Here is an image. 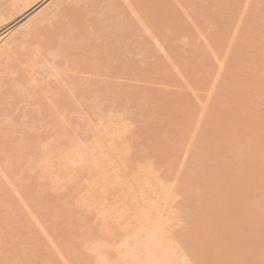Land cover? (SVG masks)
Instances as JSON below:
<instances>
[{
  "label": "bare ground",
  "instance_id": "bare-ground-1",
  "mask_svg": "<svg viewBox=\"0 0 264 264\" xmlns=\"http://www.w3.org/2000/svg\"><path fill=\"white\" fill-rule=\"evenodd\" d=\"M258 1L260 3H257ZM255 3H257V6L258 5L264 6V0H0V37L8 33L5 36V38L1 39L0 41V172H1L0 175L3 176V178L1 177V180H0L1 182H3V184L0 182V186H1L0 189L3 188L2 190H4V188L9 186V190H12L9 192L8 187H7V189L3 191L4 195H1L3 192L2 190H0V193H1L0 195L3 198V201L7 203H12L13 200L15 201L17 199L19 200V198H17L19 196L17 195H19V191H20L19 188L21 187L16 189L18 186H16L14 182H17V181L13 180V178L15 174L16 176L18 174V173H15L16 171H14V167L19 165V162H17V160L19 159V148L21 149L20 146L24 145L25 143V147L28 151L31 149L36 150L37 145L38 144L40 145L42 143V141L40 140H42L44 137H50L51 139V136H49V134H53L54 137L62 136L63 137L62 139H64L65 135L68 134L67 130L69 127V123L70 122L72 123V120L70 121V119H68L70 118L69 112H71L68 110H71V108L74 109L75 107V110L76 109L79 110L76 112L77 113L80 112L82 115L81 117L84 118L88 105L90 104V107H91V104H95L96 105L95 109H98L96 111L104 112L101 110L107 109V106H105L107 105V103L108 104L113 103L115 98L118 99V97H116V94H118L119 96V93H120L118 92L119 89L120 91L122 89L125 90L126 87H127L126 89H129L128 81L130 80L133 74L136 73L135 75H137L138 77L139 75L137 73H141L144 71H146V73L147 72L149 73V70L152 71V75L154 73L156 74V72H154L156 71L154 68L157 69L159 66L155 67L153 65L152 67L150 66L151 68L149 67L150 69L146 67L147 62L149 63L150 61L149 59H153L152 57H155V59L156 57H158L156 60H158L160 56L164 57L163 60H165V67H167L168 69V66L170 65V68L171 67L173 69L176 68V70H177L176 66L180 65L179 62L182 61L183 58L186 59V57H188L190 62L189 61L184 62L185 67H183L182 65L183 64L182 62L184 61V59L181 62V67L184 72H182V69L180 71L178 67L179 70L175 72L177 73L179 72V75L175 72L173 75H175V78L179 76V79L181 78L182 80V81L181 80L177 81L178 80L177 78L175 82L176 81L177 82L181 81L182 83L186 82V86L187 88H189L187 90L188 91L190 90L191 92L192 90L194 91V95H192L194 98L197 93L195 94L196 87H194L193 83H195L197 86H200L202 88L204 87L206 90L204 91L206 92V95H207L206 101H204L205 103L202 102L204 104H201V102L198 101L203 106V108L199 106L200 104L197 102L196 98L198 97L197 96L198 94L196 95V98H195L196 103H198V107L197 106L194 107L195 109L197 108V109L203 110V114H202V110H199L198 112L202 115V118L204 117L206 119L205 127H201V130L204 129L203 132L200 131L199 129L196 130V131H200V132H197L199 133V135H196V131L193 135V137H195V139L198 140L200 133L202 134V137H200L202 141L200 139L198 141H200L201 143L205 144L208 147V149L207 147L205 148L207 149L209 156L207 160H203L205 157H202L204 156L202 154L201 156L202 158L200 159L201 161L202 160L206 161L204 163L205 164L207 163L208 166L210 167V168L209 167L207 168L212 169L211 171H213L211 173L207 172L208 174L205 173L204 178L202 179L203 181L202 190H204L203 193H205L204 194L205 200L203 202H206V203L203 204L202 202L203 206L199 208V213L201 209V216L199 217L201 218L203 217L202 222L204 226L201 227L203 224L198 223L199 221L198 220L197 223L195 222L196 225H194L195 223L189 225V227H191V228L188 227L189 230L188 228L185 227L184 230L181 232L180 237H178L179 236L178 234H177L178 236L176 237L174 236L176 239L174 240V237L172 236L173 234L170 233V231H171V228L174 227L173 225H175L173 223L176 222L174 218L175 211H173L174 209L171 210L170 208H169L170 210H168L167 208L170 206H167L169 204H166V202L171 197H175V196L177 197L178 194L174 193L173 192L174 190L172 188H174L178 183H176L175 186L173 185V187L170 186L171 183L167 185L163 181V177L160 178L159 175L156 174L158 172L154 164H153L154 166L150 165V167H148L147 170H145L142 167H140L139 169H137L136 167H133L134 170L135 169L137 170L135 171V173L134 172L130 173L131 172L130 170L129 172L131 174L130 180L128 176L129 173L127 174V172L129 171L127 170L128 166L126 167V165L124 164V166L127 169L124 168L125 171H123L124 170L123 168L121 169L122 171L120 170L119 166L122 167L123 163H125V161L123 160V155L125 152L122 153L118 145H115L112 143V141H110L111 139L113 140L115 135L117 136L114 138V140H118L119 138H121V135L123 136L126 134V129H123L122 127H120L121 126L120 121H122L123 117L125 116H123L122 119H120L121 116H119V119L118 117H116L118 120L117 119L113 120L114 122L116 121V123H118L119 121V127H115V126H118V124L114 123L113 121L111 123L110 121L111 123L110 128L107 127L109 126V124H107V126H103V127H106L105 129H107V131H105V129L101 130L102 132L104 131V133L106 134L105 139L107 136H108L107 138L111 137L109 140L111 143H108V145L111 144L112 146L109 145L110 146L109 148L112 149L113 152L114 151H117V153L121 152L120 154H117V156L114 155L112 151L110 152V149L104 150L103 146H98V145H101L102 143L103 138H101V135H100L101 141H99L98 145L94 144L93 146H90V147L88 145L87 147L86 146L87 144H85L84 142L80 144L78 143L77 145L72 146V149H67L69 150L68 153L67 151L64 150V152L66 153L63 155L62 154L60 155L63 157L64 160H66L64 161L62 159L65 163L67 162L66 164H68V166L70 164L75 165L78 163H83L84 165L85 160L94 163L93 169H96V170L91 172V174L93 173L92 175L93 179L91 178L92 180H89L91 181V183H87L89 186L86 185L89 188L88 189L86 188L87 190L84 191L85 189L84 190L82 189L84 187L81 186L82 191L85 192L83 194H87L88 192L89 194H87L88 196L86 195V197L84 195H81V198L82 199L84 198L83 201H81V198L78 199L76 197L78 200H80V202H78L77 200V204L80 203L78 204L79 205L78 208L80 207V205L82 206L83 204H85L83 205L85 207H82V208L87 207L86 209L88 210L96 209L97 211H100L98 212V214L99 213L102 214V215L99 214L100 215L99 217H102L100 219H102L103 222L105 219L106 221L108 218L112 219V216L114 217L112 220L114 222H117V220L122 221L123 219H125L126 215H128L126 219L132 216L130 217V220L132 221L127 220L129 222L128 224L125 221L126 219L123 221L126 222V224L124 225H127V228L130 227L131 229H133L131 231L134 232V235L132 232L131 234H129L130 236L128 235V237L130 238L123 236L128 239L125 240L124 238V240L119 242L121 243L119 246V249L122 248V251H123L122 255H120L122 252L121 250L120 252H118L119 254H116L117 252L115 253L113 251L116 254V257L117 255H119V257L121 258L118 257L116 258V260L114 259V262L111 259H110L111 261L108 260L109 256L108 257L106 256L109 251L107 252V250H105L104 248L108 250L109 248L113 249L119 243L115 241L113 242V244L114 243L115 244L112 245V247H110L111 242L109 241L110 243H108V240L106 241L104 237H103L104 240L103 239H102L103 241L101 240L102 243L105 241L104 243H108V244L105 245L103 243L104 244L103 245L101 241H98L101 243V246H100V243L98 244L100 248L99 246L92 247L95 245L94 242L90 241L87 243L88 244L87 245L85 240L83 239L87 246V247L86 246L84 247L86 250L92 253H95L94 258L96 257L97 258L92 260L94 264H264V126L263 127L262 125L260 126L261 124L260 121L263 120L264 118V110H262L263 109L262 106H264V7L261 6L263 7V9H260V7L259 6L257 7ZM242 4L243 6L241 7ZM208 18H210L208 22L211 21L209 23V26L213 25V27H215L216 29L213 28L215 30V31L213 30V34H211V32L207 33V36L212 35L214 39L212 38V36H211L212 40L208 39L207 37L208 41H206L205 45L207 46L208 44L207 46L208 51H209L208 48H212V47H214L213 49L215 51L216 46H219V48L217 47L218 53L216 54L218 55V57H220L219 52L221 53V48H223L222 52L224 51L223 52L224 54L223 53L221 54L223 55V57H221L223 58L222 61L218 62L217 61L218 57L215 59L219 63V66L222 67V69H223V66H225L224 70L226 71V73L224 70H223L224 72L220 70V73H224V74H221L220 75L221 77H220L219 75H217V74H220L217 71L215 72L217 73L215 74V76L217 75V77L214 78L213 77L214 71L212 72V69H211V74H212L211 76L213 78L209 74L210 71L209 72L206 71L207 76L202 74L204 76L201 75L200 76L201 78H197L198 73H197V77L194 74H196V71L199 68L203 67L202 65H200L201 63L203 65L205 63L206 65H208L207 68L210 69L209 60H207L206 62L205 60L200 61V58L204 59L205 57L204 55L206 51L205 52L203 51L204 55L201 54L200 58L199 57L197 58V56H195L196 53L193 54L194 55V60H193V57L190 56V54L189 56H184L190 52L194 53L192 50L186 54L185 53L182 54V51L178 52L175 46H174V50L169 47L170 46L173 47L171 43L177 44L175 41H177L180 38V36L182 35L184 36L186 32H188V34L191 32V35L189 34L191 38H192V35H195L194 33L197 32L198 34L200 31L202 32L201 28L206 26ZM204 21L206 23H204ZM200 33L198 35L200 36V39H201V37H204V36H201ZM187 35H185L184 37H186ZM193 37L195 39L196 35ZM187 39H189V36H187ZM214 41L216 43H214ZM202 42L204 41L202 40ZM189 45H192V44H189ZM178 49L180 50L181 48L178 47ZM182 50H184V48H182ZM194 50H195V47H194ZM200 52L202 53V50ZM206 54H209L210 56H212V54L210 53H206ZM209 55L208 56L206 55V57L210 58ZM214 55L212 56L213 58L216 56ZM181 57L183 58L181 59ZM189 57H191L192 60H190ZM195 58H197V61L199 60L201 63L200 62L195 63L196 61ZM212 59L211 61H214ZM218 59L220 60V58ZM158 61H160L159 65H161V62H163L161 58ZM192 61H194V63ZM166 62L169 65L168 64L166 65ZM186 63H189V64L187 65ZM163 67L164 66H162V68ZM162 68L161 69L158 68V69H160L161 71ZM170 71L171 70L169 71L166 70L165 73H168ZM204 72H205V68H204ZM146 73L144 72V74ZM176 75L178 76L176 77ZM192 75L195 76V79H191ZM149 76L151 77V74H149ZM194 76H192V78H194ZM143 77L146 78V76H142V79ZM164 77L166 78L167 76H164ZM170 77L171 76H169V78ZM158 79L160 81V79H162L161 76ZM219 79H221L220 83H219ZM118 80H122V82ZM143 80L141 82H143ZM165 80L163 81L165 82V85H167L166 84L167 81ZM191 81H193V83ZM175 82L172 81L169 84L173 83V85L177 87L178 83L176 82V84H174ZM167 86L169 87V85ZM131 90L132 89H129L128 91L131 92ZM139 90L140 88H138L137 91ZM155 91L157 92V90ZM197 91H201V90H197ZM139 92H141V90ZM139 92L135 91V93H139ZM157 94L158 95L155 96V98L156 97L160 98L159 101H164L166 99L164 98V100H162L164 96L162 97L161 95H159L160 94L159 92ZM184 95L185 94L182 93L181 97ZM181 97L176 98L178 103L181 102L182 104V101L183 100L185 101L186 97L189 100L187 101L190 103V99H189L190 97L189 98L188 96H184L185 98L184 97L181 98ZM193 97L191 99H193ZM170 98H168L169 99L167 101L168 104L171 101ZM149 100H151V98ZM195 101L193 100L192 102H195ZM116 102H117L116 104H118L119 101L117 100ZM104 103L105 105H102ZM183 103H184L183 104L184 106L185 103L187 102H183ZM141 104H142L141 107H144V106L146 107V105L143 102ZM181 104H178L177 107H179V105L182 106ZM192 104L194 105V103ZM254 104L256 105L255 107L253 106ZM98 105H101V110H99ZM110 105H113V104H110ZM164 105H162V107ZM166 106H169V105H165V108ZM186 106L187 105H185V107ZM102 107H106V108H102ZM115 108L117 109V107ZM187 108L190 109L189 107H186V109ZM194 108H193V112H194ZM186 109H184V111ZM180 110H182V108H180ZM175 111H176V108H175ZM184 111H182V113ZM109 112L110 111H108V113ZM186 112L188 111L186 110ZM193 112L191 113L192 115H193ZM198 112H196V115ZM169 113L170 112L168 111V114ZM171 113L169 115H172ZM175 113H173V115ZM179 113L180 115H177V113L176 115L181 116V112ZM188 113H186V115H188ZM113 114H114V111H113ZM115 114L117 116L118 112L116 113L115 111ZM135 114H138V113L136 112ZM186 115L184 117L183 116L180 117V119L183 117V120L179 121V129H180L179 131H181V129L184 127L186 130V127L188 126V124H186L187 120L188 122L193 123V121H191L190 118H187ZM192 115H191V118H192ZM92 116H94V114ZM126 116H128V114ZM197 116L195 118V115H194L192 120H194L195 118L196 121L194 120V122H196L197 123L196 125L199 126L200 119H199V122H197L198 121ZM111 117H113V115ZM25 120L27 121L25 122ZM29 121L32 125H35L36 123H40L42 125L43 123L45 127L43 125L42 126L44 128H42V126L41 127L39 126V127L40 129H42V131L45 130V132L40 133L41 131H39V127H37V125H35L36 130H34L33 128H31L32 130H30L29 125H28L29 126L28 129L25 128L24 126ZM73 121H74L73 124L75 125V122H77L78 120L77 121L73 120ZM94 121L95 120L93 119L92 122ZM203 121L205 120L203 119ZM122 123H124V121ZM112 124L113 125L115 124V125L113 126ZM99 125L102 126V123H100ZM99 125L97 124V126ZM176 126L177 125H175V127ZM31 127H34V126H31ZM113 128L115 129V131ZM191 128L189 129L190 130L189 133L192 130ZM99 129L97 128L96 130H99ZM194 130L195 129H193L192 131ZM73 131L74 132H72V134L75 133L74 129ZM120 131H124L125 133L123 132L122 134V132ZM187 131L188 129L186 130V132H183V135L176 137L175 143H177L178 146L180 142H182L183 145L184 144L186 145L185 141H187L186 139H188L187 137H189L188 135L187 136L185 135V134H188ZM86 133H87V130H86ZM89 134L92 136L91 133ZM173 134H175V132ZM103 135L104 134H102V136ZM20 136H22V138ZM85 136L87 137L86 134ZM190 136H192V134ZM19 137L20 139H23V140H20L23 142L22 145L19 144L20 143ZM72 137L73 136L71 135V138ZM182 138L183 139L186 138V139L184 141L183 140L181 141ZM52 139H53V136H52ZM77 139L78 138H76V140ZM47 140L49 141V139ZM106 140L104 142L105 145H107ZM192 140L193 138L191 139V141ZM39 141L41 143H39ZM191 141H187V142H191ZM62 142L60 143L62 144ZM57 143H59V139ZM61 144L59 145L60 147H61ZM82 144H85V145H82ZM116 144H117V141H116ZM190 144L188 143L187 145L189 150L192 148V145L190 146ZM47 145L48 144H46V146ZM113 145H114V148H113ZM46 146L44 147L47 150ZM66 146L69 147L68 143L67 145L64 144V148ZM167 146L168 145H166V147L163 148L159 145L158 148L160 147L161 150L167 149V148L171 149L170 145L169 147ZM197 146H199V148H197ZM197 146H196V152L199 150V153L198 152L197 153L201 155L203 151L202 152L200 151L203 145L199 143L197 144ZM120 147L121 148L125 147L123 151H128V149L131 151V147L129 148L128 145L126 144H123V146H120ZM64 148L62 147V149ZM194 148L195 147H193V149ZM205 148L203 149L206 150ZM26 149H24L25 150L24 152H26ZM176 149L178 152V148ZM35 150H33V152ZM108 150L109 152H106ZM118 150L120 152H118ZM130 151L126 153L129 155ZM160 151L157 153V154H160V157L162 153L163 155H165L168 152V150H164V152H161V153ZM62 152L63 150L61 151V153ZM95 153L96 155L94 156ZM108 153L109 154L111 153V155H109ZM127 154H125V156H127ZM157 154H155V157L157 156L155 159L158 158ZM206 154L205 156H207ZM108 156L110 157L112 156L111 158L118 157L117 159H115L116 161L119 159V157L120 158L122 157V159H119L117 162H115V160L109 159ZM161 158L164 159V157H161ZM130 159L128 160V162H132L134 160L132 158V161H130ZM120 161L123 163H121ZM154 161L156 162V160ZM198 161L200 160L198 159ZM159 162H162V160ZM116 163L117 164L120 163V164L117 165ZM132 163L136 164V162H132ZM137 166H139V164ZM42 167L46 169L47 171L49 170L48 169L49 166H47L48 167L47 168L45 165H42ZM199 168L201 169V167ZM11 169L14 172H11L12 171ZM82 169H79V170L83 171ZM93 169L90 168L91 171ZM140 169H142V171ZM90 170H89V173H90ZM166 170L168 169L163 170V172L164 171L167 172ZM7 171H10L11 174H9L10 172L8 173ZM200 172L202 173V170ZM78 173L80 172L78 171ZM12 174L14 175L12 176ZM125 174L128 176V178L127 176H125ZM176 176L174 178H176ZM189 176L192 177V174ZM74 177L75 179H77L76 176ZM18 179L19 178H17V180ZM73 179H71V184H72V181L74 182L75 180ZM191 179L192 178H190V180ZM81 180L83 179L81 178ZM80 181L79 183L85 182V181H81V182ZM182 181H180V183ZM181 184L183 185V182ZM72 187H74L73 184L70 189L73 192L74 190ZM77 188L78 187L76 186V189ZM25 190L23 192H25ZM202 190L200 192H202ZM30 191L29 193L27 192L30 198L27 195V193L22 194V191H20L21 192L20 196L22 195V198H21L22 203L25 201L26 196H27L28 199L25 202L29 204L28 205L25 204V205L28 208L30 206V209H32V206L34 204L32 205L31 203L32 202L34 203L37 199L35 200L36 197H32L34 195H32L33 193ZM112 191L114 192V194H112ZM70 193L71 192H69V194ZM72 194H70V196L73 197ZM110 194H112V197H109L111 196ZM76 196H78L77 193H76ZM14 197L17 199H15ZM72 197L70 198V200L68 199V197L66 199L67 202L69 201V204H70V201L72 200L74 201L75 199L74 197L73 198ZM31 198H34V200ZM187 199L186 201L187 203H189ZM18 200L16 202H18L19 204ZM28 200H30L31 202H29ZM190 200L193 201L195 199L190 198ZM170 202L172 203V200H170ZM204 205L206 207H204ZM37 206L38 205L36 204V207ZM174 206L175 205H173V208H175ZM71 209L72 208H70L69 210ZM37 211L39 210H35L34 211L35 213L32 211L33 212L32 214L34 215V217H37V215H35L36 213L37 214L39 213ZM80 211H81L80 213H82V210ZM183 212H181V214ZM80 213H77V215L79 214L78 218L73 215L74 218L76 217L78 220L80 218V215L82 216V214ZM41 214L42 216H44L43 213ZM73 216L71 218H73ZM196 217H197V214L195 216V219ZM96 218H93V219H96ZM180 218L181 217H179V219ZM37 219L35 218L34 221H38ZM82 219H79V220H81L82 222ZM85 219L87 220V218ZM42 220L45 222V217L44 218L42 217ZM79 220L77 223H79ZM178 221L179 220H177V222ZM100 222L101 221H99V223ZM170 222H173V223H170ZM188 222L189 220L187 221V223ZM70 223L68 225H70ZM72 224L74 223L72 222ZM104 224H101L100 227H102V225L103 227H105ZM114 224L118 227L119 222L114 223ZM129 224H132V226L131 225L129 226ZM42 225L45 228L44 226L45 224H42ZM168 225L170 227V231L169 229L167 230ZM74 226L72 225L73 228ZM98 226L99 224H97V227ZM181 226H182V223H181ZM109 227L110 226H108V229ZM73 228L70 227V230ZM46 229H43V230H44V233L48 235L47 238L49 240L48 239L47 240L48 242L49 241L51 242V244L50 243L49 244L52 246V243H53V247L54 245L56 246L57 244L56 242L58 240L57 238L60 237L61 239V235L63 236V234H60L62 231L59 228L58 229L60 231L59 233V231H57L54 228V231L57 233L55 232L52 233L53 231L50 232V230H53L52 227L51 228L49 227ZM108 229L105 228V230L107 231ZM45 231H47V233ZM81 231H83V229ZM101 231L103 230L101 229ZM68 232H69V229H68ZM72 232L73 231L70 232V235L72 234L71 236L74 237L73 236L74 233ZM113 232H112V235H115L116 231L114 234ZM167 232L169 233V235H167L168 234ZM35 233H37V230L35 231ZM103 233H102V236L107 235V232H105L104 235ZM51 234H54L52 235L53 237L51 236ZM182 234H184V236ZM34 235H38V234H34ZM70 235L67 237L64 236L65 239L68 237L69 239H71ZM108 235H110V233ZM80 236L81 235H79L78 237ZM88 236H91V235H88ZM84 237L86 239L87 235L83 236V238ZM110 237L111 235L109 236V239ZM183 237L185 239H183ZM27 238L30 239L31 237H29L28 235ZM54 238L57 240L55 241ZM177 238L181 239V243L184 241L183 243H185L184 244L185 246L181 244L179 242L180 240H177ZM34 241H36V245H37L38 241L36 238L34 239ZM77 241L79 242V240ZM58 242H60L59 243V246H60L61 240H58ZM80 243L81 242H79V244ZM83 243L81 244L85 245ZM93 243L94 245H92ZM74 244H76V241ZM79 244L77 243L75 247H72V249L68 248L69 251L67 249L68 254H70L71 252L70 255L64 252L65 248H67L69 244L66 247L65 246L63 247L64 250H61L60 248V252H58L59 257L62 258L63 257L62 254H66L70 258H72L71 255H73L75 256L74 258L77 259L78 257H76V255L74 254H77L75 252L77 251L76 249H77V246H79ZM89 244L90 246L91 245L92 246L90 247ZM36 245L34 246L36 247ZM82 245H81V248L79 246L78 249L83 251L84 247ZM53 247H52V250L56 249L55 251L57 252V250L59 249L57 248L58 245L54 248ZM115 249L119 251L118 246ZM17 250L19 251L18 247H17ZM96 251L98 254L96 253ZM73 252L74 254H72ZM77 252L79 255V251ZM103 252L104 253L106 252L105 255L103 254ZM38 254L40 255V253ZM14 255L15 253L11 255L12 256L11 259H14L13 257H17V254L15 256ZM51 257L53 256H50V258ZM66 257L64 255L63 259L67 260L68 258ZM41 258H43L42 255H41ZM2 259L3 258H1L0 260L2 261ZM36 260L39 263L41 262V260H38V258ZM44 260L46 262V259ZM70 260H68L70 264H73L72 262L74 260L73 261H70ZM1 261L0 263L3 264V262ZM79 261L81 264H90V263H82L83 261L80 258L79 260L77 259L76 262L78 263ZM50 262H52V260ZM85 262H88V260L87 261L85 260ZM43 263L44 262H42V264Z\"/></svg>",
  "mask_w": 264,
  "mask_h": 264
},
{
  "label": "rangeland",
  "instance_id": "rangeland-1",
  "mask_svg": "<svg viewBox=\"0 0 264 264\" xmlns=\"http://www.w3.org/2000/svg\"><path fill=\"white\" fill-rule=\"evenodd\" d=\"M257 3H260L259 1L257 2ZM257 3H255L256 4V6H257ZM263 4V3H262ZM252 5H254V4H252ZM261 5V4H260ZM243 6V4L241 5V7ZM259 6V5H258ZM257 6V7H258ZM261 6H263V5H261ZM261 6H259L260 7V9H263V7H261ZM251 7V6H250ZM259 9V10H260ZM257 10V9H256ZM202 13V12H201ZM200 13V14H201ZM201 17H203V16H201ZM210 20V18H208L207 19V23L204 21V23H206V26H204L203 28L205 29H203V28H201V30H202V32L200 33L199 31V33H200V35L201 36H204V37H201V39H200V36L197 34V32L196 33H194L195 35H196V37L198 38H196L195 37V39H194V37L193 36H195V35H192V38H191V32L188 34V32H186L185 33V35H187V36H189V39H190V41L192 40H194L193 42L191 41H189V39H187V36L186 37H184L183 35L182 36H180V38L178 39L179 40V42H178V40L177 41H175L177 44H175V43H171V45H173V47L172 46H170V45H168V46H170L169 48H172L173 50H174V46H175V48H176V50L179 52V51H182V54L183 53H188L189 51H193L194 53H188V54H186V55H184V56H189V54H190V56H192L193 57V60H194V55L193 54H195V56H197V58L199 57L200 58V55L201 54H203L204 55V52H205V57H204V59H202V58H200V61H203V60H205V62L207 61V60H209L210 62V69L209 68H207L208 67V65H206L205 63H204V65H206V66H204L199 60L197 61V58H195V63L197 62V63H201L200 65H202L204 68H205V72H204V68L202 67V68H199L197 71H196V74H194V75H196V77H197V73H198V77L197 78H201L200 76L202 75V74H204L205 76H207V73H206V71L207 72H209L210 71V76L212 75L211 74V69H212V72L214 71V75H213V77L215 78V77H217V75H221V74H224V73H220V70L221 71H223L224 70V68H225V66H223V69H222V67H220L219 66V61H222V59L223 58H221V57H223V55H221L223 52H222V49L223 48H221V53L219 52V56L220 57H218V55H216L217 53H218V48H219V46H216V48H215V51H214V47H212V48H208L209 49V51L207 50V46H208V44H207V46L205 45V43H206V41H208V39H211L212 40V38H213V36L212 35H209V36H207V33L208 32H211V34H213V28H215V27H213V25H210L209 26V23L211 22H208ZM211 24H213V23H211ZM212 26V27H211ZM210 30H212V31H210ZM216 29V28H215ZM242 29V28H241ZM208 30V31H207ZM215 31V30H214ZM204 35H203V34ZM215 33V32H214ZM247 33V32H246ZM8 34V33H7ZM7 34H5V35H2L1 37H0V41H1V39H4L5 38V36L7 35ZM184 34V33H183ZM210 34V33H209ZM216 34V33H215ZM211 36H212V38H211ZM183 37V38H182ZM206 37V38H205ZM207 37H208V39H207ZM214 37H215V35H214ZM185 38V39H184ZM197 39V40H196ZM205 39H207V40H205ZM214 39V38H213ZM181 40V41H180ZM196 40V41H195ZM202 40L204 41V42H202ZM181 42V43H180ZM190 42V43H189ZM192 44V45H189V44ZM203 43H204V45L206 46H204L203 45ZM214 43H216L215 41H214ZM175 44V45H174ZM182 45V46H181ZM189 45V46H188ZM195 47V50H194V47ZM223 46H225V45H223ZM178 47L179 48H181L180 50L178 49ZM190 48V50H189V48ZM193 47V48H192ZM218 47V48H217ZM182 48H184V50L186 51H184V50H182ZM188 48V49H187ZM196 48H198V49H196ZM202 48V49H201ZM204 49V50H203ZM214 51H212V50ZM171 50V49H170ZM202 50V53L200 52ZM216 50H217V52H216ZM220 50V49H219ZM184 51V52H183ZM204 51V52H203ZM212 51V52H211ZM199 53V54H198ZM206 53H210V54H212V56L214 55L215 57L213 58L212 56H210L209 54H206ZM198 54V55H197ZM224 54V53H223ZM206 55L208 56H210V58L212 59V60H214V61H211V59L209 58H207L206 57ZM183 56V55H182ZM183 56V57H184ZM183 57H181V59L183 58ZM203 57V56H202ZM220 58V60L218 59V58ZM153 59H149L150 61H149V63L147 62V65H146V67L148 68V69H150L153 65L156 67V66H159L158 68H162V66H164L165 67V60H163V58L164 57H159V59L158 60H160V58H161V60L163 61V62H161V65H159L160 64V61H158V60H156L158 57H156V59H155V57H152ZM190 58V60H192V58L191 57H189ZM207 58V59H206ZM215 58H217V61H216V59ZM155 59V60H154ZM166 59V58H165ZM183 59H184V61H183ZM182 59V61H180L179 63H180V65L179 66H176L177 67V70H176V68L175 69H173L172 67L170 68V65L166 62V65L168 64L169 66H168V69H167V67H165V69L166 70H171L170 72H168V73H165L166 72V70L164 69V67L162 68V70L160 71V69H156V68H154L156 71H154V72H156V74L154 73L153 75H152V71L151 70H149V73L147 72L146 73V71H144L146 74H144V72H141V73H137L139 76L137 77V75H135V74H133L132 75V77L130 78V80L127 82L128 83V87H129V89H132L131 90V92H129L128 90L129 89H126L125 88V90H123L122 88V90L120 91V89H119V91L118 92H120L119 93V96H118V94H116V97H118V99H116L115 98V100H114V102L113 103H107V105H105V103L104 104H102V105H105V106H107V109H102L101 110V105H98V107H99V110H101V111H104V112H99V111H96V110H98V109H95L96 107V105L95 104H91V107H90V104L88 105V108H87V110H86V114H85V116H84V118H82L81 116V113L80 112H76V111H79L78 109H76L75 110V107H74V109H72L71 108V110H68V111H71V112H73V111H75V112H73V113H71V112H69L70 113V118H68V119H70V121L72 120V123L70 122L69 123V127H68V130H67V132H68V136L67 135H65V137H64V139H62L63 137L62 136H58V137H54V135L53 134H49V136H51V139H52V136H53V139H52V141H51V139H50V137H44V138H46V139H42V140H40V141H42V143L39 141V143H41L40 145L38 144L37 145V147H36V150L35 149H31V150H27L26 149V147H25V143H24V145H22V141H20V140H23V139H20V137L22 138V136H20L19 137V144H21L22 146H20L21 147V149L19 148V159L17 160V162H19V165L18 166H16V167H14V171H16L15 173H18L17 174V176H16V174L14 175V174H12V176L14 175V178H13V180H15V181H17V182H14L15 184H16V186H18L16 189H18L19 187H21V188H19V190L20 191H22V194H24V193H29V191L30 192H32L33 194L32 195H34V196H32V197H36L35 198V202L33 203H31L33 206H32V209H30V206H29V208L25 205V204H29V203H27V202H25L28 198H27V196H26V199H25V201L22 203V201H21V198H22V195L20 196V194H21V192L19 191V195H17V196H19V197H17V196H15V197H17V198H19V200L17 199V198H15V199H17L18 201H19V204H18V202H16L15 200H13V202L12 203H7V202H4L3 201V198L1 197V195H4V190H6L7 189V187H8V190H9V186H5L6 188H4V190H2L3 188H1L0 190H2V194L0 195V259L1 258H3L2 259V261L1 262H3V264H38L39 262L36 260L37 258H38V260H41V264H42V262H44L43 264H70V262L68 261V260H70V261H73L72 263L73 264H79L80 263V261L77 263L76 261H77V259L79 260V258L80 259H82V263H92V264H94L93 262H92V260L93 259H96V258H94L95 256V253H92V252H90V251H88V250H86L85 249V247L84 246H86V244L88 243V242H94L95 243V245H94V243L92 244V245H94V246H92V247H98L99 245V243L100 242H98V241H101L102 239H103V237L105 238V240L107 241L108 240V243H110L111 242V246L110 247H112V245H114L113 244V242H120V241H122V240H124V238L125 237H128V235L129 234H131L133 231H131V230H133V229H131L130 227L129 228H127V225H124V224H126V222H127V224L129 223L127 220H130V217H132V216H130V217H128L127 219H126V217L128 216V215H126L125 216V219H123V220H125V221H118L117 220V222H114V221H112L113 220V216H112V219L110 220L109 218V220L107 219V221H106V219L104 220V222L102 221V219H100V218H102V217H99L100 215L99 214H101V213H99L98 214V212H100V211H97L96 209H86V208H82V207H85V206H83V205H85V204H83L82 206L80 205V207L82 208H78V204H80V203H78L77 204V200L79 199V198H81V195H84L85 197H86V195L87 194H89V192L87 193V194H83V193H85L84 191H86L89 187H87V186H89L87 183H91V181H89V180H92L93 179V173L91 174V172H93L94 170H96V169H93V164L94 163H92V162H90V161H86L85 160V162H84V165H83V163H78V164H73V165H71L70 163V165L68 166V164H66L64 161H66V160H64L63 159V157L62 156H60L61 154L63 155V154H65L66 152H64V150L65 151H67V153H68V151L69 150H67V149H72V146H74V145H77L78 143L80 144V143H85V144H87L86 146L88 147V145H89V147L90 146H93L94 144H97L98 145V143H99V141H101V139H100V135H101V138H103L102 139V143H101V145H98V146H103L104 147V150L105 149H110L109 147V145H111V144H109L108 145V143H111L110 141H112V143L113 144H115V145H118V147H119V149H120V151L122 152V153H124V155H123V160L125 161V163H123V162H121V163H123V165H122V167L121 166H119L120 167V170L123 168H126L127 166V170H129L128 172H127V174L130 172V170H131V172L130 173H132V172H134L135 173V171L137 170V169H139L140 167H142V168H144L145 170H147V168L148 167H150V165H152V166H154L155 165V167L157 168L156 170H157V172L158 173H156V171H155V173L156 174H158L159 175V177L161 178V177H163V181L167 184V185H169V183H171L170 184V186L171 187H173V185L175 186L176 185V183H178L174 188H172L174 191V193H176V194H178L177 195V197L175 196V197H171V198H169L168 199V201L166 202V204H169V205H167V206H170V207H168L167 209L168 210H172V209H174L173 211H175V223H173V222H170V223H173V224H175V225H173L174 227H172L171 228V231H170V227H169V225L166 227L167 228V230L169 229V231H170V233H172L173 235V237L175 236H178V237H180V234H181V232L184 230V228L186 227V228H188L189 227V225H191V224H194L195 222L197 223V221H198V223H202L203 224V217L201 218V217H199V216H201V209H200V213H199V208H201V206H203L202 205V202L205 200V193H203L204 192V190H202V187H203V181H202V179L204 178V175H205V173L206 174H208L207 172H209V173H211V172H213V171H211L212 169H209L210 167L208 166V164L206 163H204V162H206V161H203V160H207V158H208V151H207V149H208V147L205 145V144H203V143H201L200 141H198L199 139L201 140V138L200 137H202V134L200 133V136H199V138H198V140H196L195 139V137H193V135H194V133H195V131L197 130V129H199L200 131H202L203 132V130H201V127H205V122H206V119L203 117L202 118V115L198 112L199 110H202V109H195L194 107H198V101H200L201 102V104H204L205 102L204 101H206V97H207V95H206V92H204V91H206L205 90V88L203 87H200V86H197L195 83H193V81H191L192 83H193V85H194V87H196V90H195V94L198 96L197 98H196V95H195V98L197 99V102L198 103H196V99L192 96V95H194V91L192 90V92L189 90H187V89H189V88H187V86H186V82H184V80H183V82L184 83H182L181 81V78L179 79V72L177 73V72H175V71H178L179 69H180V71H181V69H182V67H181V62L183 63L182 65H183V67H185L184 65H185V63L184 62H187V61H189V59H188V57H186V59L185 58H183ZM188 59V60H187ZM202 59V60H201ZM167 60V59H166ZM186 60V61H185ZM216 61V62H215ZM190 62V61H189ZM193 63H194V61H192ZM156 63H157V65H156ZM209 63H207V64H209ZM211 63H213V64H215V65H213V64H211ZM218 65H217V64ZM152 64V65H151ZM187 65L189 64V63H186ZM186 65V66H187ZM215 67H213V66ZM221 65V64H220ZM151 66V67H150ZM161 66V67H160ZM150 67V68H149ZM178 67H179V69H178ZM181 67V68H180ZM214 69H213V68ZM146 68V69H147ZM170 68V69H169ZM217 68V69H216ZM219 68V69H218ZM145 69V70H146ZM173 69V70H172ZM207 69V70H206ZM209 69V70H208ZM216 69V70H215ZM152 70H153V68H152ZM173 71V72H172ZM219 72L220 74H217V73H215V72ZM225 71V70H224ZM223 71V72H224ZM158 72V73H157ZM159 72H160V74H162V75H160L159 74ZM161 72H163V73H161ZM174 72L175 73H177L178 75H176V77L178 78V80H177V78H175V75H173L174 74ZM182 72H184L183 71V69H182ZM225 73H226V71H225ZM143 74V75H142ZM149 74H151V77L149 76ZM208 74V75H209ZM215 74H217L216 76H215ZM146 76V78L145 77H143V79H142V76ZM158 75V76H157ZM167 76L166 78L164 77V76ZM194 75H192V76H194ZM204 75H202V76H204ZM161 76V78L162 79H160V81H161V83H160V81H159V77ZM169 76H171L170 78H169ZM174 76V77H173ZM192 76H191V79H195V76H194V78H192ZM223 76V75H222ZM148 77V78H147ZM212 77V76H211ZM212 77V78H213ZM221 77V76H220ZM153 78H154V80H153ZM156 78V79H155ZM166 80H165V79ZM196 78V79H197ZM169 80V82H168V80ZM172 79V80H171ZM143 80V82H141ZM148 80V81H147ZM157 80V81H156ZM163 80H165V81H167V85H169V87L167 86V85H165V82L163 81ZM175 80H177V81H179V80H181L180 82H177L178 84H177V87H175V85H173V83L172 84H169L170 82H175ZM221 79H219V83L221 82L220 81ZM118 81H120V82H122V80H118ZM163 81V82H162ZM146 82V83H145ZM176 82L174 83V84H176ZM158 83V84H157ZM160 83V84H159ZM171 85H173V86H171ZM179 85V86H178ZM131 86V87H130ZM166 86V87H165ZM144 87V88H143ZM146 87V88H145ZM164 87V88H163ZM138 88H140V90H141V92H139V91H137L138 90ZM150 88V89H149ZM174 88V89H173ZM135 89H137V90H135ZM162 89V90H161ZM134 90V91H133ZM155 90H157V92L155 91ZM166 90V91H165ZM167 90H168V92H167ZM197 90H201V91H197ZM124 91V92H123ZM135 91L136 92H139V93H141V94H139V93H135ZM143 91V92H142ZM152 91V92H151ZM162 91V92H161ZM174 91V92H173ZM185 91H186V93H185ZM117 92V93H118ZM126 92H127V94H126ZM160 93L159 95H161L162 97V100H164V98H166L164 101H159V99L160 98H155V96H157L158 94L157 93ZM166 92V93H165ZM183 94H185L184 96H188V98L190 99V103L188 102L189 100L187 99V97L185 98L184 96H182L181 97V95H182V93ZM133 93V94H132ZM144 93V94H143ZM151 93H152V95H151ZM153 93H155V94H153ZM162 93V94H161ZM164 93V94H163ZM167 93H168V95H167ZM173 93H174V95H173ZM176 93V94H175ZM191 93V94H190ZM193 93V94H192ZM123 94V95H122ZM189 94V95H188ZM208 94V93H207ZM169 95H170V97L172 98H170L169 97ZM200 95V96H199ZM206 95V96H205ZM143 96V97H142ZM173 96V97H172ZM205 97V99H204V97ZM147 97V98H146ZM154 97V98H153ZM160 97V96H159ZM178 97H181V98H185V101L183 100L182 101V104H181V102L180 103H178L177 102V100H176V98H178ZM193 97V99H191ZM151 98V100H153V101H151V100H149ZM168 98H170V103L168 104ZM200 98V99H199ZM142 99H143V101H142ZM119 101L118 102V104H116L117 102L116 101ZM147 100V101H146ZM182 100V99H181ZM188 100V101H187ZM194 100L195 102H192V101ZM201 100H203V101H201ZM145 101V102H144ZM144 103L145 105H146V107L144 106V104H143V106L144 107H141L142 106V104L141 103ZM148 102V103H147ZM151 102V103H150ZM155 102V103H154ZM160 102H161V104H160ZM165 102V103H164ZM183 102H187V103H185V105H187L186 107H189L190 109H186V107H185V105L183 106ZM194 103V105L192 104V103ZM202 102H204V103H202ZM167 103V104H166ZM110 104H113V105H110ZM123 104V105H122ZM153 104V105H152ZM155 104H157V105H155ZM169 105V106H166V108H165V105ZM172 104H173V106H172ZM178 104H181L182 106H180L179 105V107H177L178 106ZM191 106H190V105ZM197 104V105H196ZM200 104V103H199ZM199 105V106H201L202 108H203V106L202 105ZM116 105H118V106H116ZM140 105V106H139ZM148 105V106H147ZM162 105H164L163 107H162ZM112 106V107H111ZM160 106V107H159ZM254 107L256 106L255 104L253 105ZM115 107H117V109L115 108ZM148 107V108H147ZM170 107V108H169ZM200 107V108H201ZM263 107V109L262 110H264V106H262ZM102 108H106V107H102ZM113 108V109H112ZM175 108H176V111H175ZM178 108V109H177ZM180 108H182V110H180ZM186 109L188 112H186V110L184 111V109ZM193 108H194V112H193ZM88 109H90V110H88ZM115 109V110H114ZM257 109V108H256ZM118 110V111H117ZM123 110V111H122ZM135 110V111H134ZM192 110V111H191ZM195 110H196V112H198L197 113V115H196V112H195ZM261 110V111H262ZM68 111H67V113H68ZM89 111V112H88ZM94 111H95V113H94ZM106 111V112H105ZM108 111H110L109 113H108ZM113 111H114V114H115V111H116V113L118 112V114H117V116H116V114L114 115L113 114ZM165 111H167V112H165ZM168 111L172 114V115H169L168 114ZM174 111V112H173ZM182 111H184L183 113L186 115V113H188V115H186L187 116V118H190V120L191 121H193V123L192 122H188V120L186 121V124H188V126L186 127V130L188 129V131H187V133L188 134H185L186 136L188 135L189 137H187L188 139H186V138H182L181 139V141L183 140H187V141H191V139L193 138V140L191 141V142H187V141H185V143H186V145L184 144L183 145V143L182 142H180V143H182V144H180L179 143V146L177 145V143H175L176 142V137L177 136H180V135H183V132H186V130H185V127L184 128H182L181 129V131H179L180 129H179V121L180 120H183V117L185 116L183 113H182ZM88 112V113H87ZM120 112V113H119ZM124 112V113H123ZM138 113V114H135V113ZM177 113V115H180V113L179 112H181V116H183L181 119H180V117L181 116H177L176 115V113ZM193 112V115L191 114ZM201 112V111H200ZM91 113H92V115L94 114V116H92L91 115ZM102 113H104V114H102ZM147 113H149V114H147ZM173 113H175L174 115H173ZM106 114H107V116H106ZM120 114H122V115H120ZM128 114V116H126ZM168 114V115H167ZM192 115V118H191V115ZM202 114H203V110H202ZM95 115H97V116H95ZM113 115V117H111ZM190 115V116H189ZM194 115H195V118H196V116H197V119H198V121L197 122H199V119H200V127L199 126H197L196 124V122H194V120L196 121V119L194 118V120H192L193 119V117H194ZM66 116H67V114H66ZM69 116V115H68ZM92 116V117H91ZM102 116H104V117H102ZM119 116H121L120 117V119H122V117L123 116H125V117H123V120L122 121H120L121 122V126L120 127H122L123 129H126V134L125 135H121V134H119V135H121V138H119L118 140H114V138L117 136V135H113L114 136V138H113V140L111 139L110 140V138H107L106 137V139H105V133H104V131L102 132L101 130L103 129H105L106 127H103V126H107V124H109V126H107L108 128H110V125H111V123H112V121L113 120H116L117 118L116 117H118V119H119ZM172 116V117H171ZM204 116V115H203ZM96 117V118H95ZM127 117H128V119H127ZM163 117V118H162ZM167 117V118H166ZM171 119H170V118ZM100 119V120H98V119ZM104 118V119H103ZM111 118H112V120H111ZM125 118V119H124ZM177 118V119H176ZM179 118V119H178ZM95 120L94 122H92V120ZM117 119V120H118ZM169 119V120H168ZM174 119H176V120H174ZM203 119L205 120V121H203ZM73 120H75V121H77V122H75V125L73 124ZM128 120V121H127ZM166 122H165V121ZM172 122H171V121ZM189 120V121H190ZM27 120H25V122H26ZM101 121V122H100ZM110 121H111V123H110ZM124 121V123H122ZM24 122V123H25ZM102 123V126L101 125H99L100 123ZM114 122V121H113ZM177 122V123H176ZM204 122V123H203ZM260 122H261V124H260ZM259 122V124H260V126L262 125V127L264 126V118H263V120H261ZM30 123V121L28 122V123H26V125L24 126L25 128H29V126H30V130H32L31 128H33L34 130H36L35 129V125H37V127H41L42 125H43V123H42V125L40 124V123H36L35 125H32L31 123ZM106 123V124H105ZM114 123H116V121L114 122ZM175 123V124H174ZM77 124V125H76ZM97 124L99 125V126H97ZM116 124H118V126H115V127H119V121H118V123H116ZM186 124H185V126H186ZM202 124H203V126H202ZM29 125V126H28ZM81 125H83V126H80ZM113 125V124H112ZM115 125V124H114ZM113 125V126H114ZM175 125H177L176 127H175ZM20 126V125H19ZM31 126H34V127H31ZM44 126V125H43ZM42 126V128H44ZM68 126V125H67ZM176 128V130H175V128ZM192 128H191V127ZM21 127V126H20ZM23 127V126H22ZM40 127H39V131H41L40 133H44L45 132V130H43L42 131V129H40ZM114 127V128H115ZM124 127H126V128H124ZM196 127V128H195ZM87 128V129H86ZM99 129V130H96V129ZM113 128V129H114ZM195 129L194 131H192L191 130V132L189 133V129ZM73 129L75 130V133H73L72 134V132H74L73 131ZM81 129V130H80ZM87 130V133H86V130ZM116 129V128H115ZM115 129H114V131H115ZM173 129V130H172ZM175 130V131H174ZM70 131V132H69ZM77 131V132H76ZM105 131H107V129H105ZM110 131V130H109ZM200 131H196V135H199V133H197V132H200ZM83 134H82V133ZM120 132H122V134H123V132L124 131H120ZM143 132V133H142ZM175 132V134H173ZM73 136L72 138H71V135ZM76 133H77V135H76ZM89 133H91L92 134V136L89 134ZM97 133H98V135H97ZM104 134L103 136H102V134ZM125 133V132H124ZM48 134V133H47ZM46 134V135H47ZM85 134L87 135V137L85 136ZM88 134H89V136H88ZM192 134V136H190V135ZM20 135V134H19ZM74 135H76V136H74ZM195 135V136H196ZM185 136V137H186ZM68 137V138H67ZM119 137V136H118ZM192 137V138H191ZM198 137V136H197ZM67 138V139H66ZM76 138H78L77 140H76ZM87 138V139H86ZM90 138H91V140H90ZM47 139H49V141L47 140ZM56 139V140H55ZM58 139H59V143H57L58 142ZM74 139V140H73ZM100 139V140H99ZM117 139V138H116ZM55 140V141H54ZM62 140H63V142H62ZM72 140V141H71ZM105 140H106V144L108 145V147H107V145H105ZM110 140V141H109ZM194 140H196V141H194ZM45 141H47V142H45ZM70 141H71V143H70ZM73 141H74V143H73ZM93 141V142H92ZM114 141V142H113ZM116 141H117V144H116ZM194 141V142H193ZM202 141V140H201ZM50 142H51V144H50ZM60 142H62V144L60 143ZM68 143V145H69V147L68 146H66L65 148H64V144H66L67 145V143ZM89 142H91V143H89ZM198 142V143H197ZM71 145H70V144ZM73 143V144H72ZM188 143L190 144V146L192 145V150H191V152H190V150L188 149ZM193 143V144H192ZM202 144L203 145V147H202V149H201V151L200 152H202L201 153V155H199L198 153H199V150L196 152V146H197V144ZM46 144H48L47 146H46ZM61 144V147L59 146ZM85 144H82V145H85ZM92 144V145H91ZM123 144H126V145H128V147L130 148L131 147V151L128 149V151H130V153H129V155L126 153V152H128V151H123L124 150V148L125 147H123V148H121L120 146H123ZM161 146V147H163V148H165L166 147V145H168L167 147H169V145H170V148L171 149H160V147L158 148V146ZM176 145V146H175ZM183 145L184 146V148H183V146L181 147V146ZM194 145V146H193ZM44 146H46L47 147V150L45 149V147ZM112 146V145H111ZM156 146V147H155ZM199 146H201V145H199ZM199 146H197V148H199ZM62 147L64 148V149H62ZM153 147H155V148H153ZM193 147H195L194 149H193ZM205 147H207V149L205 148ZM49 148V149H48ZM57 148H58V150H57ZM113 148H114V145H113ZM157 148H158V150H157ZM176 148H178V152H177V149ZM203 148H205L206 150H204ZM24 149H26V152H24L25 150ZM46 151H45V150ZM63 150V152L61 153V151ZM91 149V148H90ZM93 149V148H92ZM33 150H35L34 152H33ZM116 150V149H115ZM161 150V151H160ZM164 150H168V152L167 151H165V152H167V154H165V155H163V153L161 154V157H164V159H162L161 157H160V154H157L159 151H160V153L161 152H164ZM185 150V151H184ZM188 150V151H187ZM71 151V150H70ZM112 151V149H110V152ZM119 150H118V152H120ZM206 151V152H205ZM24 152V153H23ZM32 152V153H31ZM106 152H109V150L108 151H106ZM113 152V151H112ZM120 152V153H121ZM132 152V153H131ZM156 152V153H155ZM180 152V153H179ZM193 152H195V153H193ZM114 153V155H116L117 156V154H120V153H117V151H114L113 152ZM112 153V154H113ZM199 155H197V154ZM207 153V154H206ZM109 154V153H108ZM125 154H127V156H125ZM134 154V155H133ZM138 154V155H137ZM154 154V155H153ZM155 154H157L158 155V158L157 159H155L156 157H155ZM176 154V155H175ZM180 154V155H179ZM185 154H187V155H185ZM195 154V155H194ZM202 154L204 155V156H202ZM205 154L207 155V156H205ZM96 155V153L94 154V156ZM98 155V154H97ZM109 155H111V153L109 154ZM113 155V156H114ZM121 155V156H122ZM136 155V156H135ZM140 155V156H139ZM146 155V156H145ZM163 155V156H162ZM199 157H197V156ZM99 156H100V154H99ZM118 156H120V155H118ZM130 156V157H129ZM188 156V157H187ZM194 156H196V157H194ZM205 157L202 161H201V159L200 158H202V157ZM62 157V158H61ZM112 157V156H111ZM110 156H108V158L109 159H113V160H115V159H117V158H111ZM115 157V156H114ZM134 159V160H136V161H132V158ZM143 157V158H142ZM96 158H97V156H96ZM131 158V159H130ZM140 158V159H139ZM194 160H193V159ZM64 161H63V160ZM93 159V158H92ZM94 159H95V157H94ZM119 159H122V157L120 158L119 157ZM118 159V160H119ZM130 159V161H132V162H136V164L134 163H132V162H128V160ZM159 159H161L162 160V162H159V161H161V160H159ZM198 159L200 160V161H198ZM88 160H89V158H88ZM117 160V161H118ZM138 160V161H137ZM154 160H156V162L154 161ZM195 160H197L198 161V163H197V161H195ZM116 160H115V162H117ZM140 161V162H139ZM196 163H195V162ZM88 162V163H87ZM94 162V161H93ZM153 162H155V163H153ZM170 163V164H168V163ZM195 164H194V163ZM204 163V165H203V163ZM128 163H129V165H128ZM186 163V164H185ZM88 164V165H87ZM117 164V163H116ZM120 164V163H119ZM119 164H117V165H119ZM124 164L126 165V167L124 166ZM139 164V166H137ZM154 164V165H153ZM184 164V165H183ZM191 164V165H190ZM198 164V165H197ZM42 165H45L46 167L47 166H49V170L47 171L46 169H44L43 167H42ZM133 165V166H132ZM136 165V166H135ZM157 165V166H156ZM200 165V166H199ZM207 165V166H206ZM82 166V167H81ZM87 166V167H86ZM124 166V167H123ZM187 166V167H186ZM191 166V167H190ZM201 167V169L199 168V167ZM202 166H204V167H202ZM206 166V167H205ZM73 167V168H72ZM75 167V168H74ZM85 167V168H84ZM131 167V168H130ZM133 167H136L137 169H135L134 170V168ZM165 167V168H164ZM170 167V168H169ZM207 167H209V168H207ZM72 168V169H71ZM82 168H84V169H82ZM90 168H92L93 170L91 171L90 170ZM96 168V167H95ZM132 168H133V170H132ZM152 168V167H151ZM154 168V167H153ZM197 168V169H196ZM200 170H199V169ZM206 168V169H205ZM71 169V170H70ZM79 169H82L83 171H80ZM118 169V168H117ZM165 169H168V170H166L167 172H163V170H165ZM171 169V170H170ZM174 169H175V171H174ZM184 169V170H183ZM194 169V170H193ZM196 169V170H195ZM204 169H205V171H204ZM12 170V169H11ZM70 170V171H69ZM88 170V171H87ZM89 170H90V173H89ZM119 170V169H118ZM126 170V171H127ZM141 171H142V169H140ZM139 170V171H140ZM161 170V171H160ZM202 170V173L200 172ZM206 170H208V171H206ZM210 170V171H209ZM13 170L11 171V172H14ZM18 171V172H17ZM78 171L80 172V173H78ZM122 171V170H121ZM123 171H125V169L123 170ZM140 171V172H141ZM160 171V172H159ZM171 171V172H170ZM194 171H195V173H194ZM8 173L10 172V171H7ZM11 172L9 173V174H11ZM76 172V173H75ZM87 172V173H86ZM97 172V171H96ZM184 174H183V173ZM190 172V173H189ZM204 172V173H203ZM1 173V172H0ZM81 173H82V175H81ZM84 173H86V174H84ZM128 174V176H129V180H130V175L131 174ZM137 173V172H136ZM161 173V174H160ZM166 173V174H165ZM182 173V174H181ZM186 173V174H185ZM73 174H75V175H73ZM120 174H121V172H120ZM164 174V175H163ZM169 174V175H168ZM180 174V175H179ZM187 174H188V176H187ZM192 174V177L191 176H189V175H191ZM84 175V176H83ZM88 177H87V176ZM95 175V174H94ZM161 175H163V176H161ZM177 175V176H176ZM184 175H186V176H184ZM19 176V177H18ZM74 176H76V178L77 179H75V177ZM125 176H127L126 174H125ZM124 176V177H125ZM128 176H127V178H128ZM164 176H165V178H164ZM168 176V177H167ZM176 176V178H174ZM181 176H183V177H181ZM201 178H200V177ZM1 177L3 178V176H1L0 175V180H1ZM88 179H87V178ZM123 177V178H124ZM189 177V178H188ZM198 177V178H197ZM17 178H19L18 180H17ZM75 180H74V179ZM81 178L83 179V180H81ZM92 178V179H91ZM126 178V179H127ZM167 178H169L170 179V181H169V179H167ZM174 178V179H173ZM190 178H192L191 180H190ZM71 179H73L74 180V182L72 181V184H73V186L74 187H72L73 188V192H72V190H70L71 189V186H72V184H71ZM78 179H80L81 181H85V182H81L80 180H78ZM96 179V178H95ZM171 179H173V180H171ZM183 181H182V180ZM186 181H185V180ZM69 180H70V182H69ZM190 180V181H189ZM199 180H200V182H199ZM2 181H3V179H2ZM6 181V180H5ZM79 181L81 182V183H79ZM86 181H88V182H86ZM94 181V180H93ZM168 181V182H167ZM180 181H182L183 182V185L180 183ZM192 181V182H191ZM194 181H196V182H194ZM1 182V181H0ZM2 184H3V182H1ZM70 183V184H69ZM78 183V184H77ZM189 183V184H188ZM194 184V185H193ZM79 185V186H78ZM85 185V186H84ZM87 185V186H86ZM91 185V184H90ZM181 185H182V187H181ZM199 185V186H198ZM76 186L78 187L77 189H76ZM81 186H83L84 188H82ZM187 186V187H186ZM189 186V187H188ZM1 187V186H0ZM191 187H192V189H191ZM84 190V191H82V189ZM87 188V189H86ZM178 188V189H177ZM182 190H181V189ZM185 188V189H184ZM198 188V189H197ZM26 189V190H25ZM29 189V190H28ZM25 190V192H23ZM90 190V189H89ZM112 190H114V189H112ZM202 190V192H200ZM10 191H12V190H9V192ZM176 191V192H175ZM69 192H71L70 194H72L73 195V197L76 199H74V201L72 200V201H70V204H69V201L67 202V197H68V199L70 200V198L72 197V196H70V194H69ZM77 193V195L78 196H76V193ZM79 192V193H78ZM81 192V193H80ZM183 192V193H182ZM190 192V193H189ZM194 192H195V194H194ZM200 192V193H199ZM13 193V192H12ZM12 193H11V195H12ZM28 193H27V195H28ZM180 193V194H179ZM195 195H193V194ZM14 194V193H13ZM31 194V193H30ZM112 194H114V192L112 191ZM112 194H110L111 196H109V197H112ZM115 194H116V192H115ZM190 194V195H189ZM197 194V195H196ZM16 195V194H15ZM80 195V196H79ZM174 195V194H173ZM29 196V195H28ZM70 196V197H69ZM88 196V195H87ZM195 198H194V197ZM201 196H203V197H201ZM25 197V196H24ZM72 197V198H73ZM78 199H77V198ZM189 197V198H188ZM197 197V198H196ZM29 198H30V196H29ZM175 198V199H174ZM188 198V199H187ZM190 198H192V199H195V200H193V201H191L190 200ZM202 198H203V200H202ZM31 199H33L34 200V198H31ZM30 199V200H31ZM84 199V198H83ZM83 199L81 198V201H83ZM174 199V200H173ZM186 199L189 201V203H187V201H186ZM30 200H28L29 202H31ZM170 200H172V203L170 202ZM198 200H199V202H198ZM38 201V202H37ZM180 201V202H179ZM37 202V203H36ZM73 202V203H72ZM78 202H80V200H78ZM170 202V203H169ZM175 202H176V204H175ZM199 204H198V203ZM187 203V204H186ZM204 203H206V202H203V204ZM30 204V205H31ZM36 204L38 205L37 207H36ZM69 204V205H68ZM74 204H75V206H74ZM77 204V205H76ZM201 204V205H200ZM173 205H175L174 207L175 208H173ZM182 205V206H181ZM185 207H184V206ZM189 205V206H188ZM198 205V206H197ZM206 205V204H205ZM204 205V207H206ZM74 206V207H73ZM77 206V207H76ZM68 207V208H67ZM72 208L71 210H73V211H71V210H69L70 208ZM89 207V206H88ZM92 207V206H91ZM172 207V208H171ZM184 207V208H183ZM196 207V208H195ZM39 208V209H38ZM90 208V207H89ZM96 208V207H95ZM170 208V209H169ZM185 208H187V209H185ZM203 208V207H202ZM35 210H39V211H37V212H39L40 214L41 213H43L44 214V216H42V214L40 215L39 213L37 214H35V215H37V217H34V215L32 214ZM80 210H82V213H80L81 211ZM94 211V213H93V211ZM185 211V212H183V211ZM195 210V211H194ZM29 211H30V213H29ZM33 211V212H32ZM69 211V212H68ZM70 211H71V213H70ZM86 211V212H85ZM89 211V212H88ZM96 211V212H95ZM194 211V212H193ZM102 212V211H101ZM171 212V211H170ZM181 212H183L182 214H181ZM35 213V212H34ZM69 213V214H68ZM77 213H80V214H82V216L80 215V218L79 219H82V222H81V220H79V223H77L78 222V220H77V218H78V215H77ZM86 213V214H85ZM122 213V212H121ZM198 213H199V215H198ZM71 214V215H70ZM89 214V215H88ZM95 214V215H94ZM125 214H127V213H125ZM124 214V215H125ZM173 214V213H172ZM196 214H197V217H196V219H195V216H196ZM31 215V216H30ZM76 216L75 218H74V216ZM91 215V216H90ZM102 215V214H101ZM110 215V214H109ZM129 215H130V213H129ZM180 215V216H179ZM47 216V217H46ZM68 216H70V217H68ZM73 216V218H71ZM86 216H88L89 217V219H88V217H86ZM107 216V215H106ZM183 216V217H182ZM42 217L44 218L45 217V222L42 220ZM96 218V219H93V218ZM119 217V216H118ZM124 217V216H123ZM179 217H181L180 219H179ZM37 219L38 221H34V219ZM71 218V219H70ZM85 218H87V220L85 219ZM121 218H122V216H121ZM49 219V220H48ZM92 219V220H91ZM116 219H117V217H116ZM116 219H114V220H116ZM120 219V218H119ZM179 220L178 222H177V220ZM195 219V220H194ZM70 220V221H69ZM74 220V221H73ZM189 220V224L187 223V221ZM99 221H101L100 223H99ZM130 221H132V220H130ZM37 222H38V224H37ZM43 222V223H42ZM71 222V223H70ZM72 222L74 223V224H72ZM81 222V223H80ZM88 222V223H87ZM91 222V223H90ZM119 222V225H118V227L114 224V223H118ZM121 222V223H120ZM122 222H124V223H122ZM35 223V224H34ZM70 223V225H68ZM90 223V224H89ZM95 223H96V225H95ZM104 223H106V224H104ZM180 223V224H179ZM181 223H182V226H181ZM196 223L194 224V225H196ZM37 224V225H36ZM42 224H45L44 226H45V228L43 227V225ZM77 224V225H76ZM85 224V225H84ZM97 224H99V226L97 227ZM101 224H104V226L105 227H103V225H102V227H100L101 226ZM133 224V223H132ZM132 224H129V226L131 225L132 226ZM167 224H169V223H167ZM199 224V225H200ZM68 225V226H67ZM72 225L74 226V225H76V226H74V228L72 227ZM84 227H83V226ZM89 225V226H88ZM121 225V226H120ZM171 225V224H170ZM36 226H38V227H36ZM48 226V227H47ZM71 228H73V229H71L70 230V227ZM78 226H79V228H78ZM107 226V227H106ZM108 226H110L109 227V229H108ZM179 226V227H178ZM204 226V224L201 226V227H203ZM43 227V228H42ZM51 228L52 227V229L53 230H50V232L51 231H53L52 233H54L55 231H54V228L57 230V231H59L58 229L60 228V230L62 231L61 233H60V231H59V233L60 234H63V236L61 235V239H60V237L59 238H57L58 240H61V244H60V246H59V243L60 242H58V240L57 239H55L54 238V240L56 241L57 240V244H56V246L58 245V247L57 248H59L58 250H57V252L53 249L52 250V247H53V243H52V246L50 245L51 244V242L49 241L48 242V235L47 234H45L44 233V230L43 229H46V228ZM81 227V228H80ZM113 227V228H112ZM163 227H165V226H163ZM37 228V229H36ZM97 228H98V230H97ZM105 228L106 229H108V231L107 230H105ZM133 228V227H132ZM135 228V227H134ZM165 228V229H166ZM181 228V229H180ZM189 228H191V227H189ZM189 228H188V230H189ZM205 228V227H204ZM68 229H69V232H68ZM75 229V230H74ZM83 229V231H81ZM101 229L104 231V233L105 232H107V235L106 236H108V237H106L105 235H104V233H103V231H101ZM119 229V230H118ZM37 230V233H35V231ZM47 230V229H46ZM92 230V231H91ZM116 231V234L115 235H112V232L113 231ZM135 230V229H134ZM187 230V229H186ZM205 230V229H204ZM39 231V232H38ZM71 231H73L72 233H74L73 234V236L74 237H72L71 235H70V232ZM75 231H77V232H75ZM88 231V232H87ZM91 233H90V232ZM94 231H96V232H94ZM98 231V232H97ZM112 231V232H111ZM115 231L113 232V234L115 233ZM121 231H122V233H121ZM166 231V230H165ZM168 231V232H169ZM43 232V233H42ZM46 233H47V231H45ZM49 232V231H48ZM81 232V233H80ZM167 232V233H168ZM55 233H57V232H55ZM76 233H78V234H76ZM80 233V234H79ZM86 233V234H85ZM90 233V234H89ZM94 233V234H93ZM102 233H103V235L104 236H102ZM110 233V235H111V237H110V239H109V236L110 235H108ZM127 233V234H126ZM184 233V232H183ZM34 234H38V235H34ZM44 236H43V235ZM65 234V235H64ZM101 234V235H100ZM178 234V235H177ZM28 235H29V237H31L30 239H28L27 237H28ZM50 235V234H49ZM52 235H54V234H51V236ZM59 235V234H58ZM58 235H56V236H58ZM70 235V238L71 239H69V237L68 238H66L65 239V237L64 236H69ZM79 235H81L80 237H78ZM87 235V237H86V239H85V237L83 238V236H86ZM88 235H91V236H88ZM99 235V236H98ZM133 235H134V232H133ZM132 235V236H133ZM167 235H169V233L167 234ZM171 235V234H170ZM183 236H184V234H182ZM112 236H113V238H112ZM118 236V237H117ZM123 236H125V237H123ZM130 236V235H129ZM43 237V238H42ZM53 237V236H52ZM63 237H64V239H63ZM99 237V238H98ZM175 237H174V240H176L175 239ZM37 239V241L40 243H38L37 242V245H36V241H34V239ZM73 238V239H72ZM76 238V239H75ZM80 238V239H79ZM98 238V239H97ZM107 238V239H106ZM128 238H130V237H128ZM128 238H125V240L126 239H128ZM48 239V240H47ZM53 239V238H52ZM67 239H69V240H71V241H69V240H67ZM85 240V242H86V244H85V242H84V240ZM118 241H117V240ZM181 239H182V237H181ZM181 239H178L177 238V240H180L179 242L181 243ZM183 239H185L184 237H183ZM43 240V241H42ZM47 242H46V241ZM65 240V241H64ZM73 240V241H72ZM77 240H79V242H81V243H83V244H85V245H82L81 243L79 244V242L77 241ZM83 240V241H82ZM104 240V239H103ZM102 240V241H103ZM112 240V241H111ZM75 241H76V244L78 243L79 244V246H80V248H81V245L84 247V249H83V251L82 250H79L78 248H79V246H77V251H79V255H78V252L76 251H74L75 253H77V254H74V252L72 253V254H74V255H76V257H78L77 259L76 258H74L75 256H73V255H71V257L72 258H74V259H72V258H70L68 255H70L71 254V252H70V254H68L67 253V249L68 248H70V249H72V247H75V245L76 244H74L75 243ZM102 241H101V243H102ZM110 241V242H109ZM183 241V240H182ZM42 242H43V244H42ZM54 242V241H53ZM70 242V243H69ZM105 242V241H104ZM103 242V243H104ZM178 242V241H177ZM184 242V241H183ZM181 243V244H185V243ZM50 243V244H49ZM101 243H100V246H101ZM102 243V244H103ZM108 243H104L105 245L106 244H108ZM39 244V245H38ZM69 244V245H68ZM103 244V245H104ZM120 244L121 243H119L118 245H117V243H116V245L118 246V250L119 251H117L115 248H117V246H115V248H113V249H110L109 248V250L108 249H106V248H104L105 250H107V252H108V254H107V256L106 257H108L109 256V259L108 260H113V262H114V259L116 260V258H118L119 257V255H117V257H116V254H119L118 252H120V250L122 251V248L121 249H119V246H120ZM180 244V245H181ZM34 245H36V247L34 246ZM50 245V246H49ZM68 245V246H67ZM73 245V246H72ZM88 245V244H87ZM55 245H54V247H56ZM66 247L67 246V248H65V251L64 252H66L68 255H66V254H62L63 255V257L62 258H60L59 257V253L58 252H60V248H61V250H64V248L63 247ZM89 246H90V244H89ZM88 246V247H89ZM90 246V247H91ZM100 246H99V248H100ZM185 246V245H184ZM17 247L19 248V251L17 250ZM34 247H35V249H34ZM53 247V248H54ZM87 247V246H86ZM107 247V246H106ZM42 248H43V250H42ZM75 249V248H74ZM88 249V248H87ZM91 249V248H90ZM39 250V251H38ZM43 251V252H42ZM47 251V252H46ZM55 251V252H54ZM68 251H69V249H68ZM71 251V250H70ZM92 251V250H91ZM116 253H114V252ZM18 252V253H17ZM86 252V253H85ZM13 253H15V255L17 254V257H13L14 259H11L12 258V256L11 255H13ZM38 253H40V255L38 254ZM42 253V254H41ZM44 253V254H43ZM51 253H52V255H51ZM84 253H85V255H84ZM96 253H97V251H96ZM106 253V252H105ZM105 253L103 252V254L105 255ZM112 253V254H111ZM114 253V254H113ZM122 253H123V251L121 252V254L120 255H122ZM19 254V255H18ZM60 254V255H61ZM98 254V253H97ZM110 254V255H109ZM14 255V256H15ZM41 255L43 256V258H41ZM45 255V256H44ZM64 255H65V257L66 258H68L67 260L66 259H63L64 258ZM19 256V257H18ZM40 256V257H39ZM49 256V257H48ZM50 256H53V257H51L50 258ZM45 257V258H44ZM48 257V258H47ZM82 257H84V258H82ZM90 257V258H89ZM112 257H113V259H112ZM39 258H41V259H39ZM49 258H50V260H49ZM119 258H121V257H119ZM17 261H16V260ZM44 259H46V262H45V260L43 261ZM57 259V260H56ZM75 259H76V261H75ZM4 260V261H3ZM52 260V262H50ZM85 260L87 261L88 260V262H85ZM110 260V261H111ZM19 261V262H18ZM37 261V262H36ZM57 261V262H56ZM96 261V260H95ZM75 262V263H74ZM39 263V264H40ZM0 264H2V263H0ZM81 264V263H80Z\"/></svg>",
  "mask_w": 264,
  "mask_h": 264
}]
</instances>
